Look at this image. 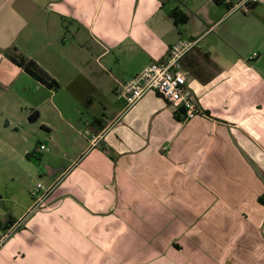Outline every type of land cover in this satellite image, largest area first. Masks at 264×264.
<instances>
[{
  "label": "crops",
  "instance_id": "obj_1",
  "mask_svg": "<svg viewBox=\"0 0 264 264\" xmlns=\"http://www.w3.org/2000/svg\"><path fill=\"white\" fill-rule=\"evenodd\" d=\"M240 1L0 0V264H264V0ZM180 37L202 113L127 106Z\"/></svg>",
  "mask_w": 264,
  "mask_h": 264
},
{
  "label": "built area",
  "instance_id": "obj_2",
  "mask_svg": "<svg viewBox=\"0 0 264 264\" xmlns=\"http://www.w3.org/2000/svg\"><path fill=\"white\" fill-rule=\"evenodd\" d=\"M258 1L241 0L231 5L230 9H248L250 4ZM198 43L199 37L178 38L170 45L164 63L151 62L146 65L128 80L119 82L115 87L116 93L124 97L127 106H132L146 92L154 90L176 109L182 110L185 118H191L202 113V109L197 106L190 89L186 85L185 76L180 65L184 55L198 46ZM256 55L257 53L253 52L249 58L252 59ZM100 137L101 134L93 135L91 141L95 142ZM43 148L44 145L39 146V150ZM50 190L51 187H44L40 182L36 183L31 190L34 207L44 201ZM11 230L12 228L0 236V245Z\"/></svg>",
  "mask_w": 264,
  "mask_h": 264
},
{
  "label": "trees",
  "instance_id": "obj_3",
  "mask_svg": "<svg viewBox=\"0 0 264 264\" xmlns=\"http://www.w3.org/2000/svg\"><path fill=\"white\" fill-rule=\"evenodd\" d=\"M227 6H230V4L227 3ZM170 15L174 18V21L176 23H185L187 20V15L177 11V10H173L170 12ZM12 60L14 63L18 64L20 67H22L27 73H29L30 75H32L34 78H36L37 80H39L40 82L44 83L47 86L53 87L55 88L57 86V83L49 80L47 76H45L42 73L37 72L34 68H33V63L32 61L24 58L23 56H11ZM13 222L11 221H7L5 223H0V228L2 229H7L12 225Z\"/></svg>",
  "mask_w": 264,
  "mask_h": 264
},
{
  "label": "water",
  "instance_id": "obj_4",
  "mask_svg": "<svg viewBox=\"0 0 264 264\" xmlns=\"http://www.w3.org/2000/svg\"><path fill=\"white\" fill-rule=\"evenodd\" d=\"M260 176L264 178V176L259 172Z\"/></svg>",
  "mask_w": 264,
  "mask_h": 264
}]
</instances>
